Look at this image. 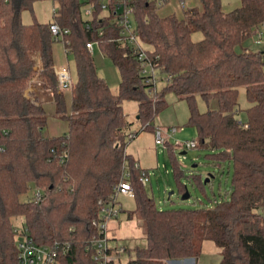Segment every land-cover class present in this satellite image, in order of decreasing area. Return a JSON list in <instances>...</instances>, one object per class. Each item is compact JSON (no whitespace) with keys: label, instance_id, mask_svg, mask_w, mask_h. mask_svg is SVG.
<instances>
[{"label":"trees","instance_id":"trees-1","mask_svg":"<svg viewBox=\"0 0 264 264\" xmlns=\"http://www.w3.org/2000/svg\"><path fill=\"white\" fill-rule=\"evenodd\" d=\"M34 1L0 0V264H17V218L23 219L35 243L59 246L61 264H96L87 246L96 235L92 221L97 202L113 192L125 162L136 202L128 217L136 215L142 222L146 246L117 264L197 259L204 241L219 249V264H264V56L237 50L264 23V0H240L230 12L222 10L221 0H199L201 9L183 10L181 17L161 16L152 3L134 0L139 40L158 75L170 78L154 93L130 48L110 42L117 31L98 0H52L57 4L53 22L25 25L21 14ZM84 5L94 8L90 20L82 19ZM53 23L68 30L67 55L76 66L69 115L53 69ZM196 32L203 38L194 42L191 35ZM90 42H98L118 70L117 93L98 76L86 48ZM32 54L40 57L39 76L52 91L55 115L68 123V131L59 137L44 136V109L22 95L36 74ZM240 88L251 103L245 122L235 117ZM166 92L188 103L187 124L196 128L197 148L209 151L217 165L232 163L230 197L212 208L158 209L138 181L143 169L135 168L126 155L132 123L126 121L123 102H137L136 120L143 125L137 137L143 130L154 132L153 119L167 106ZM197 96L215 107L198 112ZM164 147L174 154L172 145L166 142ZM63 150L68 155L61 163ZM174 169L180 179L184 173ZM193 179L202 186L200 175ZM32 185L44 190L43 199L21 201ZM185 188L178 183L179 196Z\"/></svg>","mask_w":264,"mask_h":264},{"label":"rangeland","instance_id":"rangeland-1","mask_svg":"<svg viewBox=\"0 0 264 264\" xmlns=\"http://www.w3.org/2000/svg\"><path fill=\"white\" fill-rule=\"evenodd\" d=\"M240 0H221V7L224 12H230L240 6ZM170 4V3H169ZM57 8V4L52 0H35L31 9L25 10L21 14L22 22L26 24H32L34 22L40 24H48L53 22V9ZM89 7L84 5L81 8V16L83 20H90L84 16L85 10ZM201 9L199 0H186L184 10L186 9ZM132 26L135 27V23L132 21ZM261 37H258V33L255 32L250 38L246 39L242 46L237 50L246 49L249 52H262L264 56V26L259 28ZM203 38L200 32L193 33L191 39L194 42L200 41ZM60 47L63 55V44L61 40H57L53 47ZM68 64L72 77V83L77 80L76 66L72 55H68ZM93 62L96 67L97 74L100 78L106 81L112 93H117L120 84V74L113 65L110 58L103 55L98 46L93 47L92 54ZM264 58V57H263ZM65 55L62 60L64 61ZM166 85L165 80L158 75L155 83V90L161 91ZM70 96L71 90H66ZM164 99L167 104L166 108L160 111L153 119L152 125L154 128H159L166 136L171 127H176L178 132L167 138V143L177 146L175 153L172 155L163 146H156L154 143V134L150 130H143L136 138L128 143L126 146V155L132 156L131 159H143V165L148 167L150 176L149 184L145 188L147 194L152 198L156 207L160 210L167 209H197V208H212L216 203L229 199L230 188L233 167L232 163L223 161L218 163L210 156L209 151L204 148H195L185 150L184 143L186 141H198V135L196 128L188 125L189 107L188 103L184 99L178 98L172 92H166ZM195 105L198 112L202 113L208 109L215 107L214 102H206L200 96L195 98ZM251 106V103L247 100L244 92V88L239 89L238 93V110L236 113V119L239 122L246 121L245 110ZM66 115L71 112V100L66 104ZM123 112L126 117V121L132 123L129 130H136L143 128L141 122L136 120L138 112L137 102L132 100H125L122 104ZM47 117L46 127L43 131L44 136L48 134V128L55 124V128L59 135L65 133L68 123L65 119L55 115L53 108L48 106H42ZM49 108V112L48 109ZM52 111V112H51ZM61 126V129H58ZM63 130V131H62ZM67 132V131H66ZM182 153H185L182 155ZM126 169H128V162L124 163ZM179 167V170L184 173L177 179L174 174V168ZM192 175L190 178H188ZM201 176L202 186L195 183L193 176ZM210 178L209 183L204 184L205 179ZM186 185L189 193V198L181 200V196L178 194V183ZM34 186V185H32ZM31 186V187H32ZM31 190V188H30ZM173 192V194H169ZM32 191L22 197L21 201L31 197ZM119 207L122 211L118 216L117 225L118 229L115 230L116 241H112L111 245H117L118 247H124L126 253L123 254L118 262L126 263L133 259L136 255V250L144 248L146 241L144 238V227L142 222L132 215L130 218L128 214L135 210L136 202L134 198L127 196H118ZM130 215V214H129ZM128 218V220H127ZM112 221L111 223L115 222ZM23 219L17 218L14 220V225L20 227ZM109 224V230L110 225ZM110 238L111 233H109ZM192 259V258H191ZM192 264H219L221 256L219 249L211 241H204L202 243L201 254L197 259L193 258ZM183 261H167L166 264H181ZM59 264H61L59 262Z\"/></svg>","mask_w":264,"mask_h":264},{"label":"built area","instance_id":"built-area-1","mask_svg":"<svg viewBox=\"0 0 264 264\" xmlns=\"http://www.w3.org/2000/svg\"><path fill=\"white\" fill-rule=\"evenodd\" d=\"M99 8L101 13L109 19L110 25L116 29L117 36L111 39L110 42L119 43L123 46L129 47L132 56L136 59L139 64L140 73L147 77L146 83L153 86L151 93H154L155 83L158 77L159 71L156 69L155 64L149 57L148 50L141 44L139 37L136 32V26H132L134 22V0H98ZM148 3H152L157 10L162 9L170 0H146ZM185 0H177L179 8L184 10ZM88 9L85 10L84 16L92 19L94 8L88 5ZM53 15L55 9L52 10ZM264 26V23L261 27ZM86 28H89L88 26ZM258 37H261L259 30H256ZM50 32L55 39L61 40L63 48L67 54V41L64 37L68 34V30L62 29L58 24L53 23L50 26ZM101 35V33H99ZM99 47L98 42H90L86 44L87 51L92 56L93 47ZM100 49V48H99ZM34 54H32V57ZM57 79V89L59 92L71 90L73 87L72 77L68 67H63L55 72ZM35 78V77H34ZM165 82L169 81L170 78L164 79ZM141 129L134 131L128 130L126 134V142L129 143L136 137V133ZM178 132L176 127H171L168 134L163 136L159 128H154L153 136L154 143L156 146H165L167 138L174 136ZM197 141H186L184 143L185 150L197 148ZM179 146L176 143L173 148V153ZM67 151L63 150L61 153V163L67 158ZM135 168H139L138 164H134ZM150 173L142 170L139 176V183L143 188H146L149 184ZM31 200L34 203H38L43 199L44 190L37 186L31 187ZM123 195L129 198H133L134 192L130 183V173L124 166V173L121 180L114 187L113 192L106 198L100 199L97 202V218L92 221V226L95 228L96 235L93 237L87 246V250L91 251L92 258L96 264H117L119 258L126 253L124 247H118L116 244L113 246L111 242L112 238L109 236V224L112 221L118 219L121 208L119 207L118 196ZM13 232L16 235V262L17 264H59V246L55 243L53 245H39L30 237L26 226L21 225L20 227L15 226Z\"/></svg>","mask_w":264,"mask_h":264},{"label":"crops","instance_id":"crops-1","mask_svg":"<svg viewBox=\"0 0 264 264\" xmlns=\"http://www.w3.org/2000/svg\"><path fill=\"white\" fill-rule=\"evenodd\" d=\"M185 2H186V0H185ZM158 14L161 16L175 15L177 17H181L183 14V9L178 7L177 0H170V4H167L165 7L158 10ZM53 46H54V44H53ZM53 46H52V57H53V69H54V71L56 72L57 70H59L63 67H66V66L69 69V64H68V59H67L68 55L66 54L64 48L62 49L64 52V55H65V59L63 61L62 58L64 55H63L60 47H57V46L53 47ZM32 62H33V68L36 71V74L34 75L35 78L33 77L28 82L25 90L23 91L25 98H27L28 100L32 99L34 101L35 105H40V106H44V107L48 106L51 109L53 108V110H54V98H53L52 91L49 90L45 86L43 79L39 76V73L42 69V63H41V60H40V57L38 54H34V56L32 57ZM69 71H70V69H69ZM60 93L62 94V96L64 98V103L66 106V104L71 100V94L69 96L67 91H63ZM47 109L49 112V108H47ZM56 126L57 125L55 124L54 126L51 125L48 128V134L46 135V137L53 138V137L61 136V135H59V133H61V132L56 131L57 130L55 128ZM58 129H61V126L60 127L58 126ZM64 131H65V133H66V131H68V126H67V130H64ZM130 157L132 158V156H130ZM141 159H143L145 162V158H143V157L140 159H133V160L138 164V166L141 169L149 172L148 167L146 165H143ZM127 220H128V218H127ZM118 227H119V225H117V221L111 223V225H110V231L109 232L111 233V236H112L111 238L113 239V241H116L115 230H117ZM193 260H194L193 258L192 259L191 258L190 259H184V260H181V261H183V263H181V264H192Z\"/></svg>","mask_w":264,"mask_h":264},{"label":"water","instance_id":"water-1","mask_svg":"<svg viewBox=\"0 0 264 264\" xmlns=\"http://www.w3.org/2000/svg\"><path fill=\"white\" fill-rule=\"evenodd\" d=\"M22 95L25 97L24 93ZM29 101L32 104H34V101L32 99H29ZM183 154H185V153H182V155ZM209 180H210L209 177L207 179H205L204 184H206ZM169 194L171 195V194H173V192H171ZM188 198H189V193H188L187 189L185 188V192L181 195V200L183 201V200L188 199Z\"/></svg>","mask_w":264,"mask_h":264}]
</instances>
